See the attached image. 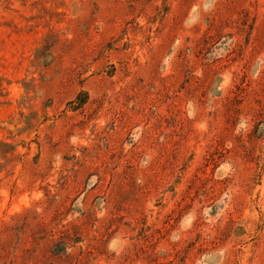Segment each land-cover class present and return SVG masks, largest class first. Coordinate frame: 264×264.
Instances as JSON below:
<instances>
[{
	"label": "rangeland",
	"instance_id": "1",
	"mask_svg": "<svg viewBox=\"0 0 264 264\" xmlns=\"http://www.w3.org/2000/svg\"><path fill=\"white\" fill-rule=\"evenodd\" d=\"M0 264H264V0H0Z\"/></svg>",
	"mask_w": 264,
	"mask_h": 264
}]
</instances>
